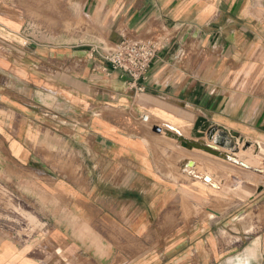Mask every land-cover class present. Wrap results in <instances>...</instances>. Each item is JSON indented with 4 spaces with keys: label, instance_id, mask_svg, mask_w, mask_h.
<instances>
[{
    "label": "crops",
    "instance_id": "crops-1",
    "mask_svg": "<svg viewBox=\"0 0 264 264\" xmlns=\"http://www.w3.org/2000/svg\"><path fill=\"white\" fill-rule=\"evenodd\" d=\"M121 40L162 46L137 81L102 59ZM240 144L264 147V0H0V216L34 222L0 219V264H264Z\"/></svg>",
    "mask_w": 264,
    "mask_h": 264
},
{
    "label": "built area",
    "instance_id": "built-area-1",
    "mask_svg": "<svg viewBox=\"0 0 264 264\" xmlns=\"http://www.w3.org/2000/svg\"><path fill=\"white\" fill-rule=\"evenodd\" d=\"M161 48V44L154 41L140 43L121 40L111 51L104 52L102 59L113 70L120 71L133 81H137L147 73ZM147 118L145 116L143 120L146 121Z\"/></svg>",
    "mask_w": 264,
    "mask_h": 264
},
{
    "label": "rangeland",
    "instance_id": "rangeland-1",
    "mask_svg": "<svg viewBox=\"0 0 264 264\" xmlns=\"http://www.w3.org/2000/svg\"><path fill=\"white\" fill-rule=\"evenodd\" d=\"M243 144H240L239 152L236 155V158L238 156V160H242L241 162L245 163L247 167L251 168V166L255 169H264V147L263 146H254L251 145L250 149H245L244 152L247 154H241L243 147ZM214 147V146H213ZM216 148V147H215ZM218 154H222L223 152L220 151L218 148L216 150ZM222 152V153H221ZM215 155V154H213ZM216 156V155H215ZM227 156V155H226ZM243 156V157H242ZM235 157V156H234ZM224 158V157H223ZM259 171V170H257ZM14 204L12 202H6L4 205L5 213L4 216H0V219L5 220L6 224L10 226L12 229L16 228L17 231H19L21 234H28L29 231H25V228L31 227V231H33L34 228V222L33 220H30L28 217V213L25 212V210L22 207H13Z\"/></svg>",
    "mask_w": 264,
    "mask_h": 264
},
{
    "label": "water",
    "instance_id": "water-1",
    "mask_svg": "<svg viewBox=\"0 0 264 264\" xmlns=\"http://www.w3.org/2000/svg\"><path fill=\"white\" fill-rule=\"evenodd\" d=\"M207 127H208V125L204 122V120L201 119V118H198L197 121H196L195 124H194V133H193L194 137L197 138V139H200V137L202 136L203 131H205V130L207 129ZM198 130H200V132H198ZM210 133H211V132H210ZM210 133H209V134H210ZM165 135H166L167 137L172 138V139L176 140L177 142H179L180 145H181L183 148L187 149V150H190L189 147H188V145H194V144H191V143H194V142H190V141L184 139L183 137H181V136H177V135L172 134V133H170V132H168V131H165ZM200 143L202 144V142H200ZM197 148H202L203 150H205V151H209V152H211L212 154H216V155H218V156L221 157V158L224 157V155H222V154H218V153L215 152V151L208 150L207 147H204V146H198ZM245 148H246V147H245ZM234 152H236V150H234Z\"/></svg>",
    "mask_w": 264,
    "mask_h": 264
},
{
    "label": "bare ground",
    "instance_id": "bare-ground-1",
    "mask_svg": "<svg viewBox=\"0 0 264 264\" xmlns=\"http://www.w3.org/2000/svg\"><path fill=\"white\" fill-rule=\"evenodd\" d=\"M212 132V131H211ZM212 134V133H211ZM214 136V135H213ZM219 136V135H218ZM217 138V137H216ZM216 140V139H215ZM218 141L220 140L219 138L217 139ZM189 141V140H188ZM190 142H194V143H191V144H194V145H189L190 147H194V148H197L198 146H204V147H207L208 148V150H212V151H215L216 152V150H217V148H215V147H209V146H206V145H204V144H201L200 142H198V141H190ZM215 143H217L216 141H215ZM223 144V143H222ZM227 145V144H226ZM217 146V145H216ZM223 146V145H222ZM209 154H212L211 152H209V151H207ZM219 153V152H218ZM222 153V152H221ZM216 155V154H215ZM222 155H224V157H226L227 158V156H226V154H224V153H222ZM218 156V155H217ZM247 166V165H246Z\"/></svg>",
    "mask_w": 264,
    "mask_h": 264
}]
</instances>
